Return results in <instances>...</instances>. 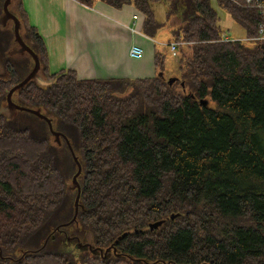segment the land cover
Segmentation results:
<instances>
[{
    "label": "trees",
    "instance_id": "trees-1",
    "mask_svg": "<svg viewBox=\"0 0 264 264\" xmlns=\"http://www.w3.org/2000/svg\"><path fill=\"white\" fill-rule=\"evenodd\" d=\"M99 1L133 5L146 32L165 26L151 6L167 3L166 24L178 18L177 35L194 42L191 54L171 86L158 76L105 82L50 73L43 39L18 0L20 36L50 84L31 81L12 101L39 110L66 137L81 166V195L76 221L54 231L73 217L77 165L44 121L0 114V264H264V43L218 42L224 31L211 0ZM217 4L245 37L257 35L256 10ZM1 30L11 46L0 52V110L33 65L27 55H7L13 33ZM66 205L69 219L54 223Z\"/></svg>",
    "mask_w": 264,
    "mask_h": 264
},
{
    "label": "crops",
    "instance_id": "crops-1",
    "mask_svg": "<svg viewBox=\"0 0 264 264\" xmlns=\"http://www.w3.org/2000/svg\"><path fill=\"white\" fill-rule=\"evenodd\" d=\"M19 1L28 24L43 39L50 73L73 70L79 79L105 82L149 79L157 76L164 53H170L168 44L173 39L168 24L156 30V37L144 34V16L133 5L114 8L99 0L90 6L76 0ZM133 45L143 49L140 59L128 56Z\"/></svg>",
    "mask_w": 264,
    "mask_h": 264
},
{
    "label": "water",
    "instance_id": "water-1",
    "mask_svg": "<svg viewBox=\"0 0 264 264\" xmlns=\"http://www.w3.org/2000/svg\"><path fill=\"white\" fill-rule=\"evenodd\" d=\"M9 24H11V26H12V33H13L15 46L10 49V51L7 53V55L8 56H17V57H19V56L21 57V55H27L30 57L33 65H32L30 72L28 73V75L21 82H19L17 85L12 87L8 91V93L6 95V105L0 110V114H5L8 116L9 119H12L17 112H23V113H27L29 115H32V116L40 119L41 121H44L48 126L50 136L54 138L53 143L56 146H60L63 143H65L66 146L68 147L69 151L71 152V155L73 157L75 164L77 165V171L71 179V186L69 188L72 191H76V196L74 199V214H73L72 219L68 223L61 224V225L55 227L54 231H56V230H59L60 226H67L68 224L74 223L76 221V217H77L79 209H80L79 200H80L81 194H80V186L77 182V178L81 173V166H80L77 158L74 156V153H73V151L70 147V144H69L68 140L66 139V137L63 134L53 130L52 122L47 117H45L39 110L24 108V107H21L15 103H13V101H12L13 95L16 92H19L20 90H22L31 81L37 82L40 86H47L50 84V82L46 81L41 74V66H40V61H39L38 56L23 42V40L20 36V33H21V35H23L25 33V30H24L23 22H22V20H20V16L18 13V0H3L2 14L0 16V28L1 29H5V28L9 29V27H8ZM158 77L163 78V74L159 73ZM176 80L177 79L175 77L169 78L167 80V84L169 86H171L175 83ZM181 86H183V83H181ZM201 105H206V103L202 102ZM170 218L173 219L174 217L172 216ZM163 222L164 221H158V222L149 224L148 225L149 230L153 231V230L158 229L163 224ZM46 242H47V239L44 241L43 245H45ZM77 245L80 246V248L82 250L86 249V247L81 245L80 243H78ZM87 249L91 253L97 252L96 250H93L91 247H87ZM107 252H108V249L104 252L98 251V253L102 256L103 255L105 256V254ZM24 254H22V255H24Z\"/></svg>",
    "mask_w": 264,
    "mask_h": 264
},
{
    "label": "rangeland",
    "instance_id": "rangeland-1",
    "mask_svg": "<svg viewBox=\"0 0 264 264\" xmlns=\"http://www.w3.org/2000/svg\"><path fill=\"white\" fill-rule=\"evenodd\" d=\"M211 6L214 10H216L218 14V19H219L218 24L220 28L223 29L224 31L222 33L227 34L230 38H234V37L238 39L244 38V32L241 29V27L237 23H235L225 12H223L218 8L217 0H211ZM151 8L156 21L162 22L164 23V25H166L167 23L166 12L168 9V4L165 2L156 3V4H152ZM179 24L180 22L178 18H176L175 16H172V18L168 19V28L170 30L172 39H175L173 41L177 43L178 52L176 55H171L172 54L171 52L170 54L168 51H166L164 53L163 63L159 61L157 67L158 69L157 75L159 73H162L163 74L162 79L165 80L174 77L178 80L180 76L179 65L183 64L182 60H185L187 59V57L190 56L192 47L194 46V42H188L182 39L183 37L177 35V31H178L177 26H179ZM8 27L12 31L11 24H9ZM143 33L152 37L157 36L156 31L146 32L144 29ZM169 37L170 35H168L167 40H169ZM10 46H11V40L9 34L5 30L0 29V52H2L3 54L4 50ZM209 106L214 107V103L212 101H209ZM26 122L32 126L34 133L43 134L41 128L42 126L40 125L38 120L33 118H27ZM58 157L62 167L65 169V172L69 173L71 170V159L67 150H61ZM67 219H69V214H68V206L66 205L61 209L60 212L56 214V216H54L53 222L62 223Z\"/></svg>",
    "mask_w": 264,
    "mask_h": 264
},
{
    "label": "built area",
    "instance_id": "built-area-1",
    "mask_svg": "<svg viewBox=\"0 0 264 264\" xmlns=\"http://www.w3.org/2000/svg\"><path fill=\"white\" fill-rule=\"evenodd\" d=\"M218 1V0H217ZM234 4L247 7L256 10L259 13V22L257 24V35L254 37H245L242 39L230 38L227 34L222 33L218 42L223 43H232V42H241L246 44H261L264 43V0H244L243 3H239L236 0H230ZM136 17H134L135 19ZM169 51L172 55L177 53V43L170 42L168 44ZM128 56L132 59H140L143 56V49L140 46L133 45L128 50Z\"/></svg>",
    "mask_w": 264,
    "mask_h": 264
}]
</instances>
